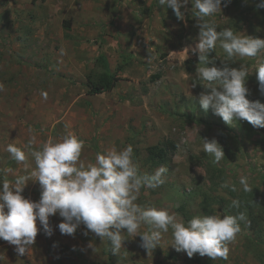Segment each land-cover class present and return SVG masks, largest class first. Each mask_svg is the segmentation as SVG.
I'll list each match as a JSON object with an SVG mask.
<instances>
[{
  "label": "rangeland",
  "instance_id": "rangeland-1",
  "mask_svg": "<svg viewBox=\"0 0 264 264\" xmlns=\"http://www.w3.org/2000/svg\"><path fill=\"white\" fill-rule=\"evenodd\" d=\"M259 0H231L221 13L209 17L217 30L264 38V8ZM189 3L183 21L158 0H0V169L14 181L35 167L30 149L68 132L85 142L81 159L95 163L96 153L132 145L141 170L168 168L166 182L156 189L142 188L137 203L168 208L187 222L195 215H236L246 212L249 223L229 243L227 260L189 258L169 245L170 233L147 253L140 237L125 233L123 248L113 254L110 243L83 225L73 236L62 235L49 217L52 235L40 229L24 256L0 240V264H264V128L247 121L228 125L204 111L195 88L198 56L184 50L195 46L198 28ZM103 52L117 82L110 91L91 95L87 79L99 71L96 58ZM221 67L226 53L217 43L210 53ZM245 64L251 71L257 58H236L229 67ZM159 75L154 78L153 76ZM250 101L264 104L253 72L246 81ZM41 92L47 93L43 99ZM201 138H215L225 158L218 163L205 153ZM25 151L29 168L11 159L8 144ZM159 165L155 166V163ZM246 176L252 192L245 193L239 178ZM227 181L237 191L222 188ZM38 182L29 180L22 195L40 196ZM232 199L240 209L230 207ZM122 232L126 230H121ZM140 231H144L142 227ZM89 242L94 245L90 248Z\"/></svg>",
  "mask_w": 264,
  "mask_h": 264
},
{
  "label": "clouds",
  "instance_id": "clouds-1",
  "mask_svg": "<svg viewBox=\"0 0 264 264\" xmlns=\"http://www.w3.org/2000/svg\"><path fill=\"white\" fill-rule=\"evenodd\" d=\"M248 3V0H243ZM160 6L170 8L175 17L183 21L186 6L191 3L198 34L195 46L184 50L198 56L200 65L196 68L195 88L200 84L203 91L198 94L200 107L211 109L223 122L233 125L235 121H247L254 128H264V104L250 101L246 81L253 72L256 75L258 91L264 96V38L253 37L232 28L217 30L214 20L208 19L221 13L231 0H158ZM256 8H264L259 0ZM226 53L222 66L215 64L216 57L210 53L217 43ZM257 58L250 71L241 63L239 68L229 67L236 58ZM5 90L0 83V92ZM43 99L47 93L41 92ZM203 151L218 163L225 158L222 146L215 138H201ZM35 138L25 146L35 167L27 175L16 176L10 181L4 174L11 169H0V240L15 246L18 256H24L35 243L38 234L37 221L45 235H52L49 217L62 218L56 225L62 235L73 236L78 227L84 226V235L94 234L100 241L110 243L113 254L123 248L125 233L128 237H140L139 247L152 252L160 245L162 235L170 233L171 245L175 251L184 252L189 258L194 254L210 260H227L229 243L241 232V223H249L246 212L236 215H195L187 222L178 219L168 208H157L137 203L142 188L156 189L166 182L168 168L160 165L153 172L142 171L134 158L132 145L120 150L115 147L104 153H96L95 163L81 159L85 142L74 133L68 132L58 140L49 139L38 149H32ZM6 151L12 160L29 168L24 150L15 144H8ZM32 180L40 186L36 201L25 198L22 193L27 182ZM243 192H252L246 176L239 178ZM222 188L237 191L235 184L225 181ZM239 199H232L230 207L241 208ZM144 231H140L141 228ZM121 230H126L122 232ZM90 248L94 245L89 242ZM6 259L2 254L0 260Z\"/></svg>",
  "mask_w": 264,
  "mask_h": 264
},
{
  "label": "trees",
  "instance_id": "trees-1",
  "mask_svg": "<svg viewBox=\"0 0 264 264\" xmlns=\"http://www.w3.org/2000/svg\"><path fill=\"white\" fill-rule=\"evenodd\" d=\"M95 64L99 71L92 73L87 79L88 93L91 95L110 91L118 80L117 76L111 71L109 61L103 52L98 54ZM153 77L157 78L159 75ZM157 165H159V162L155 163V166Z\"/></svg>",
  "mask_w": 264,
  "mask_h": 264
}]
</instances>
